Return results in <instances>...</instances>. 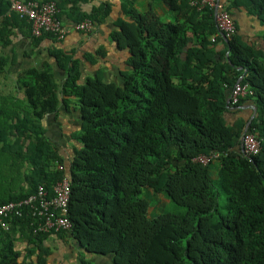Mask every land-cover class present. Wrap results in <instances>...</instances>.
I'll use <instances>...</instances> for the list:
<instances>
[{
	"label": "trees",
	"instance_id": "obj_1",
	"mask_svg": "<svg viewBox=\"0 0 264 264\" xmlns=\"http://www.w3.org/2000/svg\"><path fill=\"white\" fill-rule=\"evenodd\" d=\"M37 1L54 2L58 18L71 23L95 25L110 13L109 3L84 11L89 0ZM162 1L180 18L163 21L153 7L140 11L136 0H122L127 18L118 19L111 34L128 52L120 84L101 73L82 81L79 60L53 47L49 54L66 73L59 85L45 60L9 76L11 57L3 49L13 38L37 47L54 36H34L31 24L0 0V78L12 84L0 88V205L40 185L52 194L66 177L71 223L68 230L34 233L31 213L0 218V264H33L15 248L19 239L29 255L39 249L34 264H46L42 256L50 249L43 243L51 234L70 237L88 254L110 255L111 264H264V53L243 40L233 17V9L243 7L264 26V0L219 1L236 26L229 37L218 30L213 7ZM236 83L248 93L233 105ZM246 100L257 106L247 127L261 142L255 156L238 148L248 119L230 124L226 117ZM60 103L68 110L76 105L82 121L74 135L79 146L68 158L43 124ZM213 161L218 186L210 176ZM142 189L186 211L151 216Z\"/></svg>",
	"mask_w": 264,
	"mask_h": 264
},
{
	"label": "crops",
	"instance_id": "obj_2",
	"mask_svg": "<svg viewBox=\"0 0 264 264\" xmlns=\"http://www.w3.org/2000/svg\"><path fill=\"white\" fill-rule=\"evenodd\" d=\"M219 1L228 2V0ZM106 3L110 4L108 16L92 25L86 32L73 30L71 28L73 23L64 18L63 22L70 27V30L61 41L55 38H45L37 47H33L27 38H21V36L13 38V44L3 49L4 53L9 50L8 55L11 57L8 68L9 76L13 78L24 68L31 65L39 66L40 62L45 60L52 65L56 82L61 85L66 79V73L58 67L56 60L49 54L51 48L59 47L79 60L82 81L87 77H94L101 73L104 81L120 84L123 79L120 73L128 69L126 63L128 52L116 47L111 34L118 29L117 20L127 18L121 9L122 0H89L83 3L81 8L84 11H90L93 7L100 8ZM135 7L140 11L153 7L163 21L180 18L179 13L170 10L162 0H136ZM233 17L237 24V33L243 40L264 53V26L260 24L259 20L243 7L233 9ZM21 43H27L29 47L25 50H23L24 48L20 49ZM100 49L103 52L97 53ZM24 52H30L31 55L26 56ZM89 55L94 56L93 63H90ZM8 83L7 89H10L12 84ZM2 88L4 89V87ZM253 106L257 108L253 101L246 100L239 106V112L234 113L235 109L230 108L226 114L228 123L232 124L238 117L249 121L252 116L256 115ZM81 123L76 105H71L68 110L63 103H60L59 111L56 114H46L43 119L47 137L55 144L59 153L66 158L71 156L75 147L79 146L74 135L79 132ZM240 147L241 143L238 148ZM211 164H216L218 167V161H213ZM43 244L50 249L49 254L42 256L46 264H83L82 258L93 264H111L110 255L88 254L80 250L70 237L62 240L56 234H51ZM25 247L26 243L23 240L19 239L15 243V248L21 251V258L25 256L27 262L31 260L33 264L36 263L40 254L39 249L29 255L25 251Z\"/></svg>",
	"mask_w": 264,
	"mask_h": 264
},
{
	"label": "built area",
	"instance_id": "obj_3",
	"mask_svg": "<svg viewBox=\"0 0 264 264\" xmlns=\"http://www.w3.org/2000/svg\"><path fill=\"white\" fill-rule=\"evenodd\" d=\"M9 10L15 12L20 18L26 19L31 24V33L41 36L44 32L51 33L58 41L63 40L70 27L58 18V8L54 2H39L37 0H8ZM190 4L197 8L210 6L214 8V18L218 30L229 37L236 32L235 23L219 2V0H191ZM92 23L84 20L73 23L71 28L76 31L86 32ZM248 93L247 85L236 83L231 91L229 101L238 103L240 97ZM261 142L251 132H244L241 137V148L246 156H255L259 153ZM199 161L206 164L209 159L200 157ZM58 169H62L58 165ZM70 195V182L66 177L57 181L52 194L43 186H38L35 193L28 197L10 201L0 205V218L21 217L31 213L33 218L31 225L34 233H53L60 230H68L71 227L68 214V202ZM5 228L6 225L2 224Z\"/></svg>",
	"mask_w": 264,
	"mask_h": 264
},
{
	"label": "rangeland",
	"instance_id": "obj_4",
	"mask_svg": "<svg viewBox=\"0 0 264 264\" xmlns=\"http://www.w3.org/2000/svg\"><path fill=\"white\" fill-rule=\"evenodd\" d=\"M169 21H173V20L170 19ZM27 43H21L20 49L24 48L23 50H25L26 48H28L29 46L27 45ZM6 53H9V50L6 51ZM12 71L14 72V69ZM8 82H9V79L4 80L3 78L2 79L0 78V88L1 89H3L2 87L6 88V86H4V83H8ZM210 172H211L212 182L216 184V186H218L217 185L218 167L216 164L210 165ZM140 196L142 198H145L146 200L148 199L147 201L150 204L149 212L151 216H156L164 212L178 214V213H184L186 211L184 207L171 202L163 194H152L151 192L147 191V189H142ZM223 196H224L223 193L220 191V197L223 198Z\"/></svg>",
	"mask_w": 264,
	"mask_h": 264
},
{
	"label": "water",
	"instance_id": "obj_5",
	"mask_svg": "<svg viewBox=\"0 0 264 264\" xmlns=\"http://www.w3.org/2000/svg\"><path fill=\"white\" fill-rule=\"evenodd\" d=\"M227 104H228V101H227ZM256 107L255 106H253V110H254V114H255V112H256ZM254 116H252L251 118H250V120L248 121V123L246 124V129H245V131H247V127H248V125H249V123H250V121H251V119L253 118Z\"/></svg>",
	"mask_w": 264,
	"mask_h": 264
}]
</instances>
